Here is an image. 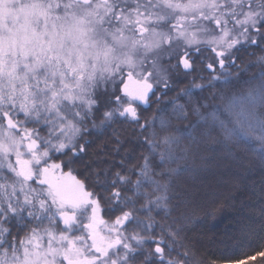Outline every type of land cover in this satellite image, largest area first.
<instances>
[{"label":"snow or ice","instance_id":"6c2138e0","mask_svg":"<svg viewBox=\"0 0 264 264\" xmlns=\"http://www.w3.org/2000/svg\"><path fill=\"white\" fill-rule=\"evenodd\" d=\"M244 153L264 173V0H0V264H204L203 181Z\"/></svg>","mask_w":264,"mask_h":264},{"label":"trees","instance_id":"16d2710c","mask_svg":"<svg viewBox=\"0 0 264 264\" xmlns=\"http://www.w3.org/2000/svg\"><path fill=\"white\" fill-rule=\"evenodd\" d=\"M252 51L254 49H248V52ZM241 59L248 61L254 60L255 57L241 52ZM237 63L239 64L240 61ZM254 70L255 68L249 69L245 76ZM232 71L235 72L236 69H232ZM186 83H188L186 79H181L173 91L161 97V103L167 101ZM159 91L157 89L158 93ZM211 91L210 88L205 89L201 95L207 96ZM152 99L155 101L156 97L153 96ZM156 107L157 104L152 103L150 108L142 110V118L150 116ZM168 107L170 108L171 105ZM114 126L121 127V124L118 123ZM126 135L129 138L135 136L134 133ZM104 138L101 137L100 139ZM98 142L99 140H97ZM125 147H131V145L126 144ZM141 151H143L142 147L136 146L132 153L133 157L139 155ZM243 155L246 156L243 163L252 166L250 170L245 171L242 166L233 164L228 160H222L219 162V166L203 181L207 187L202 189L204 193L200 199L202 211L198 222L190 225L191 230L188 232V237L196 243L198 255L203 258L204 264H210L213 260L220 261L222 258L240 259L245 255L252 254L258 235H264V233L241 235L238 232L237 222L242 212L246 211L248 206L252 204L253 191L254 189L258 191L261 176L264 175L252 153H244ZM259 225L260 221L257 220L253 227L259 228ZM249 242H251V248Z\"/></svg>","mask_w":264,"mask_h":264}]
</instances>
